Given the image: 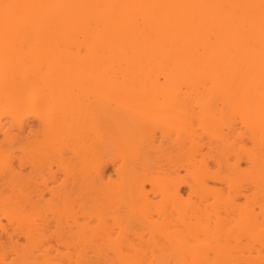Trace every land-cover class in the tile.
<instances>
[{"label":"bare ground","instance_id":"bare-ground-1","mask_svg":"<svg viewBox=\"0 0 264 264\" xmlns=\"http://www.w3.org/2000/svg\"><path fill=\"white\" fill-rule=\"evenodd\" d=\"M4 157L0 264H264V0H0Z\"/></svg>","mask_w":264,"mask_h":264},{"label":"rangeland","instance_id":"rangeland-1","mask_svg":"<svg viewBox=\"0 0 264 264\" xmlns=\"http://www.w3.org/2000/svg\"><path fill=\"white\" fill-rule=\"evenodd\" d=\"M151 19H152V18H151ZM93 91H94V90H93ZM93 91H90V90L87 91V90H85L84 92H79V94H81V95L84 94L86 97H87V96L92 97V96L95 95L94 93H97V92H93ZM76 93H77V92H76ZM153 113H154V112H152V115H153ZM30 115H31V117H32V118H31V119H32V123H34V124L37 123V120H36L35 117L33 116L34 113H33V114H30ZM154 115H155L156 117H159V116L156 115L155 113H154ZM154 119H156V118H154ZM157 119H158V118H157ZM163 119H164V121H166V122H164V123H161V122H160L161 124L158 123V125H157L158 127H157V130H156V131H158V133H160V131H161L160 127H163L164 125H165V127H166V126H168V124H172L173 122H175V120H171V121H172V122H171V121H167V120H166L167 118H162V120H163ZM237 120H238V119H237ZM155 121H156V120H155ZM157 122H158V121H157ZM238 122H240V121H238ZM175 123H176V122H175ZM175 123H173V124H175ZM162 124H163V125H162ZM173 124H172V125H173ZM160 125H162V126H160ZM239 125H240V123H239ZM168 127H170V126H168ZM155 128H156V127H155ZM158 128H159L160 130H158ZM166 128H167V127H166ZM164 129H165V128H164ZM168 129H169V128H168ZM172 129H173V128H172ZM199 130H201V129L199 128ZM199 130H198V132H199L198 136H200V140H201V142L204 143V142L207 140V138H206L207 136L205 137V134L203 135L202 130H201V131H199ZM225 131H226V130H225ZM201 132H202V133H201ZM201 138H202V139H201ZM41 139H43V137H41ZM43 140H44V139H43ZM43 140H42V141H43ZM45 142H46V141H45ZM248 142H249V141H248ZM248 142H247V143H248ZM250 142H251V141H250ZM250 142H249V143H250ZM249 143H248L247 145H249ZM42 144H43V143H42ZM42 144H41V145H42ZM45 144H46V143H45ZM250 144H251V147H252V146H253V143H250ZM41 147H44V146H41ZM37 148H38V147H37ZM39 148H40V147H39ZM160 148H161V147H160ZM160 148H159V149H160ZM244 148L247 149L246 144H245ZM252 148H253V147H252ZM159 149H157V150L155 149V150H154L155 153L152 152V153H153V156H154V157L152 158V163H153L154 161L157 160V159H155V155L158 154V153L160 154V152H162V151H160ZM37 150H38V149H37ZM161 150H162V148H161ZM200 150H201V149H200ZM200 150L198 149V151H200ZM156 151H157V152H156ZM158 151H159V152H158ZM201 151H202L203 153H208V154H209V152H210L206 146H204V147L202 148ZM202 152H201V153H202ZM215 152H216V151H215ZM215 152H214V150H213L212 152H210V155H211V153H215ZM243 152H244V154H245V151H243ZM194 153H197V152H194ZM5 154H6V153H5ZM159 154L156 155V158H157V156H160V155H161V154H160V155H159ZM190 154H191V153H190ZM208 154H205V156L208 155ZM198 155H199V154H198ZM212 155H213V154H212ZM241 155L244 156L243 154H241ZM4 156H5V155H4ZM186 156H188V155H186ZM200 156H202V154H201ZM200 156H199V157H200ZM197 157H198V156H197ZM199 157H198V158H199ZM207 157H208V158L211 157L208 161L212 162V165L215 167L216 164L214 165V159L212 158V156H210V157L207 156ZM232 157H235V156L233 155ZM232 157L230 158V159H231V160H230L231 162H232V160H235V158H237V157H235V158H232ZM160 158H161V157H160ZM200 158H201V157H200ZM208 158H207V159H208ZM6 159H7V158L4 157V159H3V160L0 159V161H2L3 164H4ZM56 159L59 160L58 158H56ZM158 159H159V157H158ZM186 159H187V158H186ZM188 159H189V157H188ZM192 160H195V156H194V158H193ZM243 160H244V159H243ZM196 161H198V160H196ZM53 162H55V161H53ZM58 162L60 163V161H58ZM233 162H234V161H233ZM246 162H248V161H246ZM246 162H244V161L242 162V161H241L243 167H247V166L249 165V164L246 163ZM55 163H56V164H59V163H57V162H55ZM55 163H53L52 166H53L54 168H53V167H52V168H53V170H58L59 167H57V165H56ZM154 163H155V162H154ZM156 163H157V161H156ZM3 164H0V165H3ZM50 164H51V162H50ZM59 165H60V164H59ZM153 167H154V165H153ZM214 167H212V168L214 169ZM216 167H217L218 170L220 169V168H218V166H216ZM243 167H242V168H243ZM40 169H41V173L44 174L43 177H41V176H36V172H37L36 167H35V168H32V167L30 166V164L26 166L25 171H26V172H32V174L35 176V178H34V180H33L34 183H36L37 186H38L42 191L45 190V194H44V198H45V200L42 201V202L40 203L41 206L38 207L37 210H34V209H33V210H32L33 212L31 211V213L29 212V213H30V217H31V219L34 218V219H36L37 221L42 222V220H45V218H46L47 216H49V217L51 216L50 209L52 208V204H51V202H50V198H51L52 195H51L50 192H48L46 189L51 188L52 186H56V185H58L61 181H58L57 178H56V179H53V177H52L53 172H52V171H51V172H50V170H49V172L46 171L47 169L45 170V167H44V168H40ZM224 169L226 170V168H224ZM215 170H216V169H215ZM215 170H214V171H215ZM222 171H224L223 168L221 169V171L216 172V176H220L221 173L224 174V172H225V174H226V171H227V170L224 171V172H222ZM181 172H182V173H185L184 169L181 170ZM227 172H228V171H227ZM59 173H61L60 176H62V171L58 172V174H59ZM214 173H215V172H214ZM217 173H219V175H218ZM223 174H222V175H223ZM211 175H214V174H211ZM58 177H59V176H58ZM59 180H60V178H59ZM32 183H33V182H32ZM45 187H48V188H45ZM169 187L171 188V186H169ZM169 187H168V189H169ZM59 188H61V187H59ZM189 188H190V187H188V186L185 188V190H186L185 194L187 193V195H188V193H189ZM227 188H228V187L226 186L225 189H223V192H224V190L228 191ZM229 189H231V188H229ZM233 189H234V188H233ZM226 191L224 192V197L226 196V195H225V194H226ZM236 191H237V190H236ZM231 192L234 193L235 191L231 190ZM231 192H230V193H231ZM227 193H228V192H227ZM233 193L230 194V195L232 196V195L236 194V193H234V194H233ZM238 193H239V191H238ZM219 195H220V194H219ZM221 195H223V193H221ZM230 195H229V197H231ZM240 195H241V194H240ZM240 195H239V194H238V195L236 194L235 197H232V198H235V199H234L235 202L238 200L237 203H240V202H241V203H244V202H243V201H244V198H243V197H245V196H243V195L240 196ZM236 196L239 197L237 200H236V198H237ZM218 197H221V196H218ZM232 198H231V199H232ZM220 199H221V198H220ZM220 199H219V200H220ZM225 199H226V198H225ZM228 199H229V198H228ZM213 200H214V199H213ZM213 200H211V202H212ZM217 201H218V200H217ZM222 202H223V200H221V203H222ZM227 202H228V204H229V201H227ZM230 202H233V201L231 200ZM218 203H219V202H218ZM219 205H220L221 207L224 206V215H225V210H226L225 206H226V205L224 204V202H223V205L220 204V203H219ZM219 205H218V207H219L220 209H222ZM219 208H218V209H219ZM257 208H258V210L261 209L260 207H257ZM152 209L154 210V207H152ZM220 209H219L220 213L223 214V211L220 210ZM260 212H261V210H260ZM262 212H263V213H261V214L264 215V209L262 210ZM61 214H62V216H65V217H66V216L69 215V214L71 215V211H69V209H68V210H64V211L62 210V211L60 212V215H59L60 217H61ZM261 214H260V220H261V216H262ZM154 215H155L154 217L157 218V215H156V214H154ZM219 216H220V215H219ZM222 216H223V215H222ZM60 217H59V218H60ZM65 217H64V218H65ZM227 217H229V216H227ZM227 217L225 218V216H224L223 219H224V220H225V219H228ZM263 217H264V216H263ZM263 217H262V218H263ZM61 218H62V217H61ZM62 219H63V218H62ZM218 219L221 220L219 217H218ZM223 219H222V220H223ZM4 220H5V219H4ZM160 220H161V219H160ZM228 220H229L230 222H229ZM228 220H225V221H226L225 228H220V229H219V231H220L219 233H220V234L218 233V235H217V237H218L219 239L216 238V240H222L220 237H224L223 234H226V230H225V229H227L228 226H229L230 224H232V222H231V218L228 219ZM262 220H263V219H262ZM225 221H223V222H225ZM227 221H228V223H227ZM154 222H156V221H154ZM220 222H221V221H220ZM228 224H229V225H228ZM153 225H154V224H153ZM161 225H162V222H161ZM227 225H228V226H227ZM157 227H160V223H159V221L155 223V225H154L153 228L156 229ZM226 227H227V228H226ZM229 227H230V226H229ZM231 227H232V226H231ZM233 227H234V226H233ZM229 229H230V228H229ZM235 229H237V228H235ZM222 230H223V231L225 230V231H224V233H223L222 236H221V233L223 232ZM227 230H228V229H227ZM153 231H155V230H152V232H153ZM234 231H235V230H234ZM227 232H228V231H227ZM236 232H237V231H236ZM230 233H233V232H231V230H230ZM228 235H229V232L226 234V238H227V237H228V238H227V239L223 238V240H222V245H223L224 243H226L225 240H228V239H229V241L231 242V239H232V238L230 239L229 236H232V234H230L229 236H228ZM147 237H148V236H147ZM146 239H147V238H146ZM153 239H154V238H153ZM153 239H152V240H153ZM240 241H241V245H242V246H245V245L248 243L247 235L242 236ZM137 242H138V241H137ZM153 242H154V241H152V244H153ZM215 242H216V241H215ZM215 242H214V243H215ZM219 242H221V241H219ZM230 242L227 243V245L230 244ZM252 242H253V241H252ZM23 243H25V244L27 245V241H26V239H23ZM143 243H144V242H143ZM254 243H255V241H254ZM140 244H141V247H142V243H140ZM145 244H146V245H147V244L149 245V242H148V243L145 242V243L143 244L144 248L147 247ZM138 245H139V243H138ZM220 245H221V243H220ZM220 245H219V243H218V245H216V248H217V247L220 248ZM222 245H221V248H223ZM225 245H226V244H225ZM253 245H254V244H253ZM256 245L260 247V243L258 244V242H257ZM255 247H256V246H255ZM262 247H263V246H262ZM262 247H261L260 250H262ZM252 249H253V248H252ZM253 250H254V249H253ZM254 251H255V250H254ZM256 251H257V249H256ZM260 252H263V250L260 251ZM263 253H264V252H263ZM252 255L257 256L258 253L253 252ZM262 257H263V256H262ZM253 260L255 261V259H253ZM260 260L262 261V259H260ZM260 260H259V261H260ZM250 261H252V260H249V259H248V260H247V259H238L236 262H237V264H252V262H250ZM262 262H263V261H262ZM254 263H255V262H254ZM254 263H253V264H254ZM257 263H258V260H257Z\"/></svg>","mask_w":264,"mask_h":264}]
</instances>
